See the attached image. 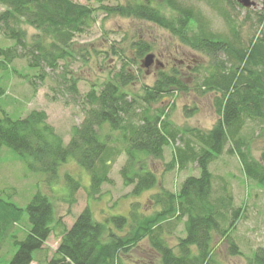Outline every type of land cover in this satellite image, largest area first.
<instances>
[{
	"label": "trees",
	"instance_id": "trees-1",
	"mask_svg": "<svg viewBox=\"0 0 264 264\" xmlns=\"http://www.w3.org/2000/svg\"><path fill=\"white\" fill-rule=\"evenodd\" d=\"M106 1L95 0L99 4L96 9L74 0H0V6L5 8L0 13V33L14 42L9 48H0V68L25 59L31 68L39 69L36 78L40 80L46 76V69L55 73L62 68L65 76H71L69 66L81 58L86 61V51L81 57L74 41L88 31L90 21L96 18L94 13L103 10L107 15L153 23L177 36L185 46L205 53L212 68L203 78L201 87L205 89L198 90L202 95L216 93L218 121L205 133L198 129L187 131L200 147L196 148L190 140L182 144L184 147L176 145L180 130L167 121L165 110L151 113L150 106L172 89L185 90L182 78L162 74L153 87H144L143 97L135 98L123 90L135 79L124 69L114 80L103 82L85 96L84 120L73 128L68 145L48 124L45 111H33L17 120L4 112L0 117V150L9 147L21 156L31 157V168L50 178H56L60 166L71 157L90 173L91 195L97 196L104 184L112 182L108 176L112 162L125 155L120 174L124 186L133 187L132 195L141 196L160 188L151 200L161 210L151 216L141 214L139 205L134 203L129 216H112L101 223L94 220L87 207L70 228H64L55 255L46 259L45 264H126V253L138 248L145 239L160 264H223L216 252L215 236L221 237L229 255L241 253L232 233L242 208L235 209L232 198L226 194L214 197L210 165L230 144L227 153L237 156L245 176L264 187V151L255 159L242 139L246 120L264 122V37L245 47L237 39L218 36L207 30L201 12L180 0H162L173 12L172 18L154 6L156 0H131L117 6L105 5ZM220 1L231 8L241 7L233 0ZM222 14L234 25L227 11ZM260 22L264 23V14L260 15ZM27 27L36 33L29 35ZM231 29L235 34L237 29ZM149 50L148 45L138 44L140 56ZM78 82L76 78L64 82L76 99L80 96ZM5 93L0 85V98ZM140 105L143 112L137 115ZM106 127L108 132H104ZM171 145L177 147L166 170L176 166L182 170L190 163H197L200 169V176L188 177L179 193L165 188L150 168L151 162L164 160L166 148ZM67 178L74 191L80 187L72 177ZM225 210L233 220L223 228L221 221L227 223L229 219ZM24 211L30 227L22 240H15L17 249L8 264L35 262V254L44 250L54 230L55 210L45 194L37 193ZM24 211L0 199V252ZM171 218L177 222L186 220V237L179 239L176 250L163 237L164 223ZM110 224L118 230L127 229L126 234H115ZM107 234L110 237L106 241ZM247 264H264V248L255 251Z\"/></svg>",
	"mask_w": 264,
	"mask_h": 264
},
{
	"label": "rangeland",
	"instance_id": "rangeland-1",
	"mask_svg": "<svg viewBox=\"0 0 264 264\" xmlns=\"http://www.w3.org/2000/svg\"><path fill=\"white\" fill-rule=\"evenodd\" d=\"M74 1L89 4L96 9L99 7L95 0ZM130 1L108 0L105 5H125ZM180 1L201 12L206 19L207 30L218 36L230 40L237 39L245 47H248L251 41L264 37V23L260 22V15L264 14L262 0L258 2L256 8L251 9L231 8L226 2L220 0ZM154 6H157L167 17L172 18L173 12L163 4L162 0H156ZM4 9L0 6V13ZM223 11H227L234 19V25L226 21ZM94 15L96 18L90 21L91 26L88 31L74 41L76 48L81 51V57L85 54L84 50L86 51V61L81 58L76 63H72L73 66H69L71 76H65L62 68L55 73L46 69V76L40 80L36 78L39 69L31 68L25 59L15 60L7 67L0 68V85L6 90L0 98V117L6 112L11 118L17 120L25 118L33 111H45L48 124L62 137L64 144L68 145L73 128L84 120L87 108L85 96L103 82L114 80L122 69L135 78L127 85L128 87L123 89L135 98L143 97L144 87H153L162 74L175 75L182 78L186 89H172L169 95L161 96L155 104L150 106V112L161 113V110H165L167 121L180 130L176 145L184 147L182 144L190 140L196 148L200 147L191 139L187 131L198 129L205 133L210 131L218 121L216 93L202 95L198 90L205 89L204 86L201 87V84L203 78L211 71V59L205 53L185 46L177 36H173L168 30L153 23L107 15L103 10L96 11ZM232 26L237 29L235 34L232 32ZM28 32L29 35L36 33L30 27ZM139 43L150 47L145 55L138 54ZM13 44V41L6 39L0 33V48L6 49ZM149 54L158 57L162 67L160 65L158 70L153 69L146 74L142 61ZM181 60H186V65H181ZM71 78L79 81V99L68 92L64 83ZM33 84H36L35 87ZM141 111L140 105L136 114L140 115L143 112ZM135 121L136 123L139 121L138 116ZM104 132H108L107 127ZM117 135L115 134L114 137ZM242 139L247 144L246 147L252 157L259 159L264 151V122L246 120ZM176 145L166 148L163 161L150 164L151 170L155 172L159 181L173 193H179L183 182L188 177L200 176L197 163H190L182 170L177 166L166 170L167 163L173 160ZM230 147L231 145L228 144L224 153L211 163L210 172L213 175L214 197L226 194L232 198L235 209L242 208V216L232 233L241 253L238 256L229 255L219 235L215 236L216 252L219 253V260L223 264H247L255 251L264 248V187L245 176L237 156L227 153ZM32 162L31 157L21 156L9 147H3L0 150V199L11 202L24 211L33 197L37 193H42L48 196L54 206L53 233L45 244L44 250L35 254V262L32 264H45L46 259L55 255L64 228H70L87 207L92 211L94 220L101 223L112 216H129L134 203L139 205V212L146 216L161 210V206L151 200V195L156 193L159 187L141 196H134L131 194L133 187L124 186L120 171L126 163L125 155L117 157L112 162L108 175L112 182L104 184L97 196L91 195L90 173L75 159L70 157L63 163L56 178H50L45 172L31 168ZM68 176L80 185L75 191L68 181ZM227 212L224 211L225 214ZM228 218L227 223L221 221L223 228L233 220L230 212H228ZM185 222L186 220L177 222L176 218H171L164 223L166 226L163 237L175 250L179 239L186 237ZM29 227L28 215L24 211L20 222L12 228L11 236L3 243L0 252L1 264H8L17 249L15 240H22ZM109 227L117 235H125L127 232V229L118 230L113 224ZM109 237L110 234H107L106 241ZM123 259L126 264H160L156 253L149 246L148 239L143 240L135 250L127 252Z\"/></svg>",
	"mask_w": 264,
	"mask_h": 264
},
{
	"label": "water",
	"instance_id": "water-1",
	"mask_svg": "<svg viewBox=\"0 0 264 264\" xmlns=\"http://www.w3.org/2000/svg\"><path fill=\"white\" fill-rule=\"evenodd\" d=\"M233 1L238 3L244 9H251V8H256L260 0H233ZM262 1H263V9H264V0ZM155 58L156 57L154 54L147 55L145 59L142 61V67L145 69H150L155 62Z\"/></svg>",
	"mask_w": 264,
	"mask_h": 264
},
{
	"label": "flooded vegetation",
	"instance_id": "flooded-vegetation-1",
	"mask_svg": "<svg viewBox=\"0 0 264 264\" xmlns=\"http://www.w3.org/2000/svg\"><path fill=\"white\" fill-rule=\"evenodd\" d=\"M180 63H181V65L182 64L186 65V60H181ZM160 65L162 67V64L160 63V60L158 59V57H156L153 66L150 69H146V74H149L150 72H152L153 69H157L158 70V67Z\"/></svg>",
	"mask_w": 264,
	"mask_h": 264
},
{
	"label": "crops",
	"instance_id": "crops-1",
	"mask_svg": "<svg viewBox=\"0 0 264 264\" xmlns=\"http://www.w3.org/2000/svg\"><path fill=\"white\" fill-rule=\"evenodd\" d=\"M218 119V118H217Z\"/></svg>",
	"mask_w": 264,
	"mask_h": 264
}]
</instances>
